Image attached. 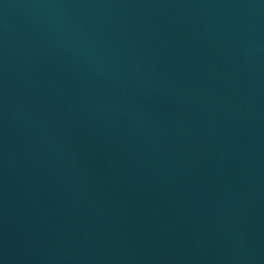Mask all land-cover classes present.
<instances>
[{"label": "water", "instance_id": "95a60500", "mask_svg": "<svg viewBox=\"0 0 264 264\" xmlns=\"http://www.w3.org/2000/svg\"><path fill=\"white\" fill-rule=\"evenodd\" d=\"M0 264H264V0H0Z\"/></svg>", "mask_w": 264, "mask_h": 264}]
</instances>
